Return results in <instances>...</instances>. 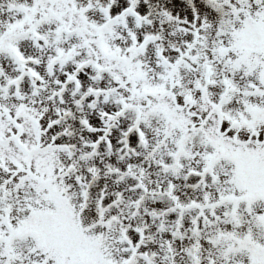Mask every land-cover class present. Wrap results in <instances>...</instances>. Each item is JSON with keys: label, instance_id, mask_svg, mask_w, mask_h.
<instances>
[{"label": "snow or ice", "instance_id": "1", "mask_svg": "<svg viewBox=\"0 0 264 264\" xmlns=\"http://www.w3.org/2000/svg\"><path fill=\"white\" fill-rule=\"evenodd\" d=\"M0 264H264V0H0Z\"/></svg>", "mask_w": 264, "mask_h": 264}]
</instances>
